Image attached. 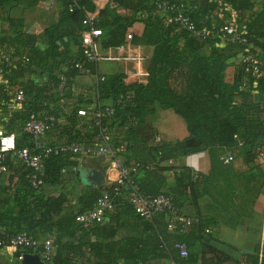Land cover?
Here are the masks:
<instances>
[{
    "label": "trees",
    "instance_id": "trees-1",
    "mask_svg": "<svg viewBox=\"0 0 264 264\" xmlns=\"http://www.w3.org/2000/svg\"><path fill=\"white\" fill-rule=\"evenodd\" d=\"M163 1L173 6H160ZM18 2L0 0V127L15 134V149L4 159L7 170L0 172V251L10 250L14 258L7 264H20V255L34 252L9 242L19 231L51 236L56 245L49 261L53 264H148L153 259L239 264L231 254L233 247L215 236L217 217L204 215L198 198L210 194L223 209L239 198L241 209H247L263 191L264 0L258 6L256 0H107L85 22L95 8L93 0H57L54 19L40 34L26 31L23 9L11 13ZM178 11L188 15L196 27H204L207 34L179 27L173 19ZM225 22L233 23L246 40L223 39L219 27ZM91 27L101 30L95 37L101 48L132 44L146 57L148 66L144 81L124 71L98 73L91 99L102 114L84 119L77 113L78 105L91 99L82 94L71 102L61 99L72 96L77 75L94 71L96 61L87 59L81 40L82 31ZM6 54L12 58L9 64ZM231 56L238 60L233 80L228 82L224 70ZM17 85L24 91L18 103L12 100ZM66 103L69 111L60 121L58 108L63 110ZM156 103L184 119L185 137L163 141L156 140V134L140 131ZM38 111L56 116L45 136L56 129L63 137L57 141L45 137L48 145L89 142L105 126L108 145L127 168L123 183L87 184L75 203L63 190L47 194L43 185L62 183L61 169L75 163L74 154L61 150L44 157L43 183L33 186L31 168L17 150L32 145L23 122ZM200 149L209 153V171L175 167L176 182L166 188L168 161ZM133 188L150 197L163 194L170 206L145 217L128 199ZM103 190L110 193L113 208L101 222L84 227L76 215L93 207ZM185 218L189 222L184 223ZM123 226L134 233L118 236ZM197 243L199 250L194 249ZM178 244L186 247L185 256L180 255ZM246 260L264 264V243L260 259L255 253Z\"/></svg>",
    "mask_w": 264,
    "mask_h": 264
},
{
    "label": "crops",
    "instance_id": "crops-1",
    "mask_svg": "<svg viewBox=\"0 0 264 264\" xmlns=\"http://www.w3.org/2000/svg\"><path fill=\"white\" fill-rule=\"evenodd\" d=\"M95 8L89 12V15L96 16L99 9L107 0H93ZM260 0H256V6ZM21 5V4H20ZM19 4H16L15 9ZM58 8L57 1L50 3L49 0H37L34 4H26L20 6L19 10L12 14H18L23 9L24 27L30 33L40 34L45 25L53 21L55 11ZM17 10V8L15 9ZM41 47L44 43L41 39L37 42ZM97 47L101 52L107 51L106 48H101L97 43ZM71 48L75 49L76 45L71 44ZM150 51L149 47L145 48ZM119 52L126 57L124 60L100 59L94 65V71H84L75 77L74 83L71 86V97H64L61 101H75L77 96L82 94L84 99L93 97V86L97 81V74H109L116 71H124L129 75L136 76L139 80L144 81L147 77L148 60L142 53L132 44H126ZM239 55V54H238ZM236 55V56H238ZM238 57L231 56L228 65L224 70V79L228 82L233 80L235 72V63ZM71 102V101H70ZM63 106V110L58 108L59 119L62 121L64 112L69 111L68 106ZM88 114L84 115V119H90L95 109L93 99L87 102ZM142 133L150 135L151 133L158 135L163 141L181 139L188 134V129L184 119L178 115L170 107H162L160 104H155L153 112L146 115L144 122L140 126ZM59 130H52L45 136L47 140L57 141L63 137L58 135ZM96 135H93V138ZM75 160L70 166H65V171L62 172L63 182L57 185L44 184L43 189L47 194H57L61 190L67 192V196L71 203H75L82 188L87 184H98L106 186L118 175V168L111 162L107 155H88L79 154L73 155ZM261 163L264 165V157H260ZM240 168L239 162H234ZM170 168L165 170V187H171L176 182L175 167L187 165L191 168L206 173L210 168V156L207 149H200L168 161ZM264 183V177L261 178ZM235 186H237L235 184ZM240 199H232L228 209H223L210 194H202L198 198V204L201 212L206 216H216L217 221L214 226L215 236L231 245V254L234 258L240 260L239 264H249L246 260L250 255L258 254L261 256V248L264 243V185L263 191L260 192L253 203L246 208L241 209ZM136 232V231H135ZM128 233H134L130 227L123 226L120 228L118 236H123ZM46 236V233H41L40 238ZM93 238V237H92ZM201 244L197 243L194 247L199 250ZM10 251V250H9ZM0 251V261L7 264L13 257H10V252ZM52 263V262H48ZM168 259H153L148 264H171ZM53 264V263H52ZM223 264H234L233 261H226Z\"/></svg>",
    "mask_w": 264,
    "mask_h": 264
},
{
    "label": "built area",
    "instance_id": "built-area-1",
    "mask_svg": "<svg viewBox=\"0 0 264 264\" xmlns=\"http://www.w3.org/2000/svg\"><path fill=\"white\" fill-rule=\"evenodd\" d=\"M57 0H49L52 4ZM162 7H171L167 1H163L159 4ZM94 16L89 15L84 22L92 19ZM173 19L178 23L179 27H185L190 30L192 33L199 35H206L207 30L204 27L198 28L192 22L188 15L178 11L174 15ZM221 32V37L227 39L228 41L235 42L241 41L244 42L246 37H244L241 32L236 30V27L233 23L225 22L222 26L219 27ZM101 30L98 27H91L85 29L81 33V40L84 45L83 52L86 55L88 60L97 61L100 59H110V60H124L126 57L124 54L119 52V50L124 47L126 44H121L119 46L106 48L104 52L97 47V41L95 37L99 35ZM128 36H131L128 33ZM143 55V54H142ZM144 56V55H143ZM5 61L7 64L12 62L9 54H6ZM78 65H80L78 63ZM24 98V91L20 85H17L13 89L12 100L15 102H20ZM3 101L0 95V103ZM112 108H107V112H111ZM79 115L88 114V110L84 107H79L77 109ZM93 114L100 116L102 113L94 109ZM56 120L54 113L48 111H38L31 112L28 117L23 122V130L30 134L32 145L24 146L17 150L18 156L22 161L31 168L30 173V182L33 186L38 187L43 183L41 174L43 170V159L50 152H59V151H69L74 155L79 154H88V155H107L111 162L118 168V175L114 179L117 184L123 183L124 178L127 173V168L124 167L121 163L120 157L115 154L114 150L108 145L107 137L108 132L105 126L100 128L99 133L93 140L89 142H80V141H70L58 145H48L45 143V134L48 129H50ZM96 123H99V120H96ZM155 139H160L158 135L155 136ZM15 149V134L14 132H5L0 127V172L7 170V165L4 162V159L8 153H11ZM231 156L228 155L226 159H230ZM62 172L65 171V168L61 169ZM118 186H115L117 189ZM128 199L132 203L135 211L140 213L145 217H149L152 213L157 211H162L164 207H169L170 203L168 198L163 194H158L154 197H150L144 194L139 193L137 190L130 189L128 191ZM114 206L113 199L110 193L107 190H103L101 194L97 197L93 207L82 211L76 215L77 221H79L84 227L92 225L96 222H101L105 213L110 211ZM190 219L185 218L184 223L189 222ZM170 227H175L174 222H170ZM13 245L26 246L33 249L34 252L38 253L40 258L44 262H49L52 258V255L55 251V244L51 236L38 237L36 235L27 233L25 231H19L15 233L9 240ZM180 248V255L185 256L187 254V249L184 244H178ZM22 255L19 256L21 259ZM171 264H191V263H180L172 261Z\"/></svg>",
    "mask_w": 264,
    "mask_h": 264
},
{
    "label": "water",
    "instance_id": "water-1",
    "mask_svg": "<svg viewBox=\"0 0 264 264\" xmlns=\"http://www.w3.org/2000/svg\"><path fill=\"white\" fill-rule=\"evenodd\" d=\"M20 264H52L44 262L38 253L36 252H25L22 254Z\"/></svg>",
    "mask_w": 264,
    "mask_h": 264
},
{
    "label": "rangeland",
    "instance_id": "rangeland-1",
    "mask_svg": "<svg viewBox=\"0 0 264 264\" xmlns=\"http://www.w3.org/2000/svg\"><path fill=\"white\" fill-rule=\"evenodd\" d=\"M18 1H19V2H18L19 6L16 7L17 10H15L16 8H15V9H13V7L11 8V9H13V10H12L13 13L16 12V11H18V10H19L18 8H20V6L23 7L24 5L29 4V2H32L33 0H18ZM35 1H37V0H35ZM20 4H21V5H20ZM86 104H87V102H86V101H83L82 104H79V105H78V107L81 106V107H84V108H86L87 110H89V109L87 108V105H86Z\"/></svg>",
    "mask_w": 264,
    "mask_h": 264
}]
</instances>
